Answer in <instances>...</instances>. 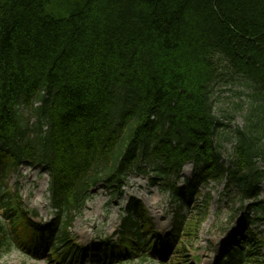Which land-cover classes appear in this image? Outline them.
I'll list each match as a JSON object with an SVG mask.
<instances>
[{
	"label": "trees",
	"instance_id": "obj_1",
	"mask_svg": "<svg viewBox=\"0 0 264 264\" xmlns=\"http://www.w3.org/2000/svg\"><path fill=\"white\" fill-rule=\"evenodd\" d=\"M220 89L245 98L235 106L243 126L225 134L214 113ZM261 161L264 0H0V249L43 250L59 264L79 254L132 264L143 253L144 262L161 240L139 202L130 201L116 243L79 246L75 217L91 189L118 194L134 173L190 207L198 190L175 184L192 164L193 182L223 184L237 206L229 224L243 211L215 264H264V236L253 229L264 223ZM24 163L49 174V225L7 188ZM210 199L188 223L175 217L178 254Z\"/></svg>",
	"mask_w": 264,
	"mask_h": 264
},
{
	"label": "rangeland",
	"instance_id": "obj_2",
	"mask_svg": "<svg viewBox=\"0 0 264 264\" xmlns=\"http://www.w3.org/2000/svg\"><path fill=\"white\" fill-rule=\"evenodd\" d=\"M245 101V98L238 99L232 92L226 89L218 90L214 102V113L216 118L224 124L225 130L222 132H233L236 128L243 126L242 114L236 109V104ZM232 117V118H231ZM230 152V145L226 144L224 159ZM259 166H264V161L259 162ZM192 166L186 165L181 173V180L177 186L182 187L185 181L191 179ZM183 174V175H182ZM151 175L133 174L129 176L122 189L121 197L114 196L104 187H98L92 194L83 214L77 217L71 229L77 242L84 247L98 243L100 239H110L113 242L118 240L117 233L120 229L121 219L125 217L124 209L131 199L142 203L147 212L148 218L152 221L154 229L159 237L163 238V248H165V259L150 257L144 262L135 260L132 264H194L198 263L214 264L216 258L221 253V247L225 239L236 230V224H229L230 208L237 207L234 203H228V193L224 190V185L215 186L211 184L208 188H200L199 195L194 199V203L188 207L182 203L175 202L169 194V189L161 183H153ZM8 189L17 192L21 202L26 209L34 210L39 214L40 220L48 223L53 219V213L49 205V176L39 167H30L24 164L15 173L6 179ZM194 186V185H193ZM261 197L263 198L264 184H262ZM209 193L208 214L201 222L198 230L191 239H184L185 250L178 254L173 246L174 239L169 238L172 232L173 221L176 216L183 217L188 223L191 213L196 207H201L203 197ZM231 200L234 199L230 196ZM228 203V204H227ZM231 205V206H230ZM228 206V207H227ZM202 209V207H201ZM218 213V214H217ZM239 217L236 215L235 220ZM259 229L264 231V224L259 225ZM226 233V235H225ZM176 239V238H175ZM177 241V239H176ZM0 264H55L44 252H38L36 256H28L18 250L5 251V247L0 249ZM81 264H91V260L83 261Z\"/></svg>",
	"mask_w": 264,
	"mask_h": 264
}]
</instances>
